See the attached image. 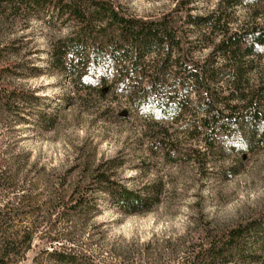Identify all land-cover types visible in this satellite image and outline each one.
Here are the masks:
<instances>
[{"label": "trees", "instance_id": "16d2710c", "mask_svg": "<svg viewBox=\"0 0 264 264\" xmlns=\"http://www.w3.org/2000/svg\"><path fill=\"white\" fill-rule=\"evenodd\" d=\"M173 2L170 12L145 19L131 16L116 0H0V40H5L0 43V126L17 137L21 131L11 128L21 122L50 131L58 110L96 98L109 104L106 112L124 101L126 110L119 112L120 119L141 118L150 132L146 135L150 154L171 165L189 162L206 168L213 159L262 147L264 23L257 21L264 0H219L206 15L192 14V0ZM236 8L248 14L240 25ZM34 17L46 28L65 32L48 39L51 73L72 85L65 104L55 108L14 83L36 78L42 70L27 67L18 45L4 32L10 26H26ZM204 51V58H195ZM4 135L0 139V264L26 261L35 241L42 249L31 264H98L89 252L106 236L104 224L94 223L103 204L124 217H135L153 212L163 201L161 182L126 187L119 177L125 161L118 157L96 161L93 156H76L77 165L55 174L54 181L43 175L27 181L19 175L27 156L10 154ZM180 136L202 143L204 151L182 148ZM30 186L44 191L42 198L39 194L35 198L36 209L23 213L29 229L22 234L5 231L17 209L26 210L27 195L20 189ZM204 239V245L192 249V264H239L264 258V211L250 222L218 235L208 233ZM138 253L137 248L126 247L116 262L122 264L124 254Z\"/></svg>", "mask_w": 264, "mask_h": 264}, {"label": "rangeland", "instance_id": "374dc122", "mask_svg": "<svg viewBox=\"0 0 264 264\" xmlns=\"http://www.w3.org/2000/svg\"><path fill=\"white\" fill-rule=\"evenodd\" d=\"M116 1L131 16L145 19H157L175 7L173 0ZM192 1L193 15L211 13L219 2ZM258 9L261 17L257 22L264 23V3ZM247 15L243 8L235 9L239 25ZM47 27L34 17L26 26H10L4 33L8 34V39H14L13 44L18 45L22 62L27 67L36 65L42 70L36 78L15 79L14 83L36 92L43 97L46 105L55 108L65 104L64 99L70 96L72 85L66 78L51 73L48 67V39L65 32ZM4 41L0 40V43ZM206 53L197 54L195 58L202 59ZM102 101L94 98L90 102L75 104L74 108L58 110L55 127L50 131H39L35 125L31 127L21 122L11 128L21 131V136L17 137L0 126V139L1 133H5L3 143L5 141L11 146L10 154L27 156L19 167L20 177L27 181H33L38 175H43L47 181H54L55 174L77 165L76 156L88 155L96 161L115 157L125 161L119 177L128 188L139 189L154 182L162 183V203L145 216L124 217L108 203L103 204L102 214L94 223L104 224L106 236L100 246L93 247L89 252L94 263L117 264L116 258L122 255L123 250L132 247L138 249L139 256L124 254L122 264H192V249L204 245L208 233L210 236L225 233L263 213L264 145H255L246 154L233 153L227 159H213L206 168L189 162L180 166L171 165L160 156L154 158L150 154L146 138L150 132L143 128L141 118L120 119L119 112L126 110L124 101L112 106L114 109L110 112H106L109 104L105 99ZM22 117L28 119L25 115ZM199 119L200 116L197 117ZM197 120H186V123ZM180 139L182 148L204 151L202 143H192L183 136ZM20 190L27 195L26 210L17 209V216L8 222L5 231L22 234L29 229L23 213L36 209L35 198L38 194L42 198L44 190L41 186ZM38 230L43 231L42 228ZM41 247L35 241L26 255V261L21 264H31ZM239 264H264V258L245 260Z\"/></svg>", "mask_w": 264, "mask_h": 264}]
</instances>
